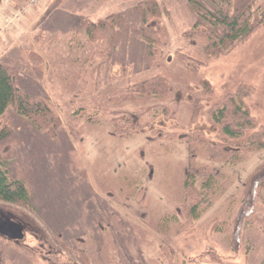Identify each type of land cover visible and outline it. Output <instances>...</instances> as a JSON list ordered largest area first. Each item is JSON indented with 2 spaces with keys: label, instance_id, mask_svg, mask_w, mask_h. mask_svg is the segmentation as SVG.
Segmentation results:
<instances>
[{
  "label": "rangeland",
  "instance_id": "obj_1",
  "mask_svg": "<svg viewBox=\"0 0 264 264\" xmlns=\"http://www.w3.org/2000/svg\"><path fill=\"white\" fill-rule=\"evenodd\" d=\"M213 1L40 0L4 32L0 47L17 37L0 62L57 122L37 128L14 107L1 118L3 161L30 204L0 200V218L23 229L21 239L0 234V264H264V149L243 148L264 134V23L210 58L195 6L213 11ZM148 4L138 28L150 31L131 33L125 50L88 34ZM31 11L37 24L26 22ZM254 11L264 14V0ZM156 78L164 89L139 91ZM235 95L253 122L232 140L217 117ZM190 168L197 219L183 209Z\"/></svg>",
  "mask_w": 264,
  "mask_h": 264
},
{
  "label": "trees",
  "instance_id": "obj_2",
  "mask_svg": "<svg viewBox=\"0 0 264 264\" xmlns=\"http://www.w3.org/2000/svg\"><path fill=\"white\" fill-rule=\"evenodd\" d=\"M258 0H214L211 5L213 11H209L199 3L195 6L198 21L195 29L203 33L205 38V52L210 58H220L227 55L238 44L246 42L256 31H258L264 23V14H257L254 11ZM234 3V12L231 14L229 8ZM3 0H0V7ZM153 10L151 5H143L137 9L132 15L128 16H110L105 21L99 24H90L88 34L93 37L94 34L101 33V42L107 43L112 50L116 46L122 47L125 50L127 44L131 41L129 35L146 33L150 28L139 29L138 23L141 21L145 24V19ZM117 28L119 30H117ZM149 29V30H148ZM99 31V32H98ZM141 48L142 45L134 42ZM146 49V48H145ZM145 51V50H144ZM111 55V54H110ZM144 57V56H142ZM165 88V82L161 78H156L139 87L142 94H157L156 91ZM159 95V94H158ZM242 97L240 94H237ZM235 96H230L226 99L224 107L220 109L218 114V123L221 124L222 133L225 137L235 140L241 138L245 130L249 129L253 120L249 113L243 109L241 102L236 100ZM14 107L19 115L28 118L37 128L50 129L55 126L57 120L52 115L51 108L43 105L40 101H32L19 87L16 85L14 72L10 67L0 62V200L10 204H30V197L24 183L19 180L9 178L6 164L3 161L4 146L1 142L9 135V130L2 128L1 118L6 111ZM49 121L50 125L46 124ZM55 122V123H54ZM115 123V122H114ZM115 125L117 135L126 136V128ZM121 130V132H120ZM258 138V139H256ZM256 140V141H255ZM250 148L253 151L264 149V134H253L243 148ZM195 154V152H191ZM196 157V156H195ZM195 161V158L193 159ZM193 167V166H192ZM194 168H190L187 174L186 187V202L183 205L184 211L193 218H198V209L200 207L198 196L195 194L194 187L195 177L193 174ZM261 179V178H260ZM255 183V184H254ZM253 185H260L259 182H254Z\"/></svg>",
  "mask_w": 264,
  "mask_h": 264
},
{
  "label": "crops",
  "instance_id": "obj_3",
  "mask_svg": "<svg viewBox=\"0 0 264 264\" xmlns=\"http://www.w3.org/2000/svg\"><path fill=\"white\" fill-rule=\"evenodd\" d=\"M20 3H23V2H20ZM19 3V4H20ZM18 4V5H19ZM10 8H6V12L3 14V16L0 14V27L2 26L3 22H4V19L7 17V15L10 13L12 7L9 6ZM2 7H0L1 9ZM49 7L48 8H45L43 11L40 10L41 14H45L47 11H48ZM33 16H35L33 18ZM37 16V17H36ZM42 19V16H38L36 12H30L29 16H28V19H27V23H29L28 25H30V23H32L31 25L33 24H37L39 21H41ZM30 21V22H29ZM27 25V24H25ZM25 25L23 24V26H20L21 29H23L25 27ZM17 30L15 31H10L6 37L7 39L4 41V43L1 45L0 47V59L5 56L9 51L13 50V46L15 45V43H12V39L16 38L17 37V33H16ZM12 38V39H11ZM4 47V50L2 49ZM208 264H212V263H208Z\"/></svg>",
  "mask_w": 264,
  "mask_h": 264
},
{
  "label": "built area",
  "instance_id": "obj_4",
  "mask_svg": "<svg viewBox=\"0 0 264 264\" xmlns=\"http://www.w3.org/2000/svg\"><path fill=\"white\" fill-rule=\"evenodd\" d=\"M20 0H4V3L8 6L15 5ZM40 0H28L27 5L19 10L17 13H13L11 17H8L2 28H0V41L4 32L16 21H19L23 18L31 8H36L39 5Z\"/></svg>",
  "mask_w": 264,
  "mask_h": 264
},
{
  "label": "water",
  "instance_id": "obj_5",
  "mask_svg": "<svg viewBox=\"0 0 264 264\" xmlns=\"http://www.w3.org/2000/svg\"><path fill=\"white\" fill-rule=\"evenodd\" d=\"M0 234L10 240L23 238V229L21 226L4 221L0 218Z\"/></svg>",
  "mask_w": 264,
  "mask_h": 264
}]
</instances>
